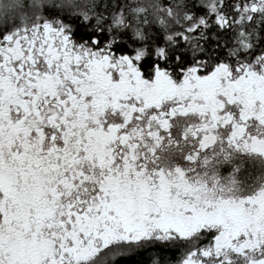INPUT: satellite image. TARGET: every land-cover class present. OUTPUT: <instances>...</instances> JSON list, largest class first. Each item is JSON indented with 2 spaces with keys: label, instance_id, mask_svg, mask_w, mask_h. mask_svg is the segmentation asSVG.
I'll return each mask as SVG.
<instances>
[{
  "label": "snow or ice",
  "instance_id": "6c2138e0",
  "mask_svg": "<svg viewBox=\"0 0 264 264\" xmlns=\"http://www.w3.org/2000/svg\"><path fill=\"white\" fill-rule=\"evenodd\" d=\"M133 257L264 264V0H0V264Z\"/></svg>",
  "mask_w": 264,
  "mask_h": 264
},
{
  "label": "trees",
  "instance_id": "16d2710c",
  "mask_svg": "<svg viewBox=\"0 0 264 264\" xmlns=\"http://www.w3.org/2000/svg\"><path fill=\"white\" fill-rule=\"evenodd\" d=\"M164 255L167 257H171V258L175 259L178 256V252L169 251V252H165ZM137 259H139V258L133 257L131 260H122L120 258H117L116 264H135ZM149 264H150V262H149Z\"/></svg>",
  "mask_w": 264,
  "mask_h": 264
}]
</instances>
